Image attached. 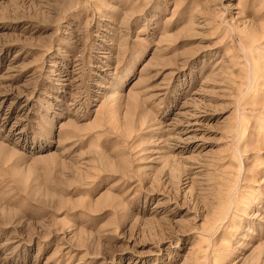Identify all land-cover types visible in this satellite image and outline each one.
Listing matches in <instances>:
<instances>
[{"label": "rangeland", "instance_id": "rangeland-1", "mask_svg": "<svg viewBox=\"0 0 264 264\" xmlns=\"http://www.w3.org/2000/svg\"><path fill=\"white\" fill-rule=\"evenodd\" d=\"M0 264H264V0H0Z\"/></svg>", "mask_w": 264, "mask_h": 264}]
</instances>
